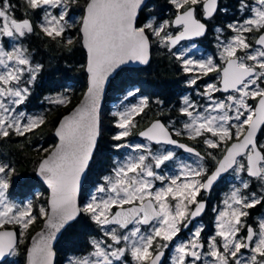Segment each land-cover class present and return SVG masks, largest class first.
I'll use <instances>...</instances> for the list:
<instances>
[{"label":"snow or ice","instance_id":"1","mask_svg":"<svg viewBox=\"0 0 264 264\" xmlns=\"http://www.w3.org/2000/svg\"><path fill=\"white\" fill-rule=\"evenodd\" d=\"M168 3L173 8L168 18L153 14L141 19L147 7L145 0H87L77 26L70 11L79 0H23L22 9L13 0H0V139L12 135L27 139V134L35 135L46 121L44 115L17 111L31 95L29 85L44 68L33 61L21 43L23 39L40 34L51 40L59 38L70 52L75 39L66 33L76 29L86 50L82 67L88 74L82 103L64 116L56 129L59 143L51 151L37 149L46 153L38 161L36 172L50 189L49 208L31 201H11L8 190L17 169L10 161L0 160V261L19 254L18 245L24 240L18 236L24 237L42 217L47 231L32 238L27 262L53 264L51 242L57 233L86 215L101 229L104 239L92 238V250L69 258L68 264H163L170 248L174 250L171 264H264V217L258 218L257 228L245 219L249 210L264 206V0H238L237 11L243 19L215 29L222 63L211 56L194 58L195 43L177 48L182 41L204 37L217 14L228 13L221 0ZM18 9L22 11L19 18ZM53 10L59 11L54 14ZM37 11L42 16L34 23L28 17ZM246 12L251 15L245 16ZM225 32L231 35L225 36ZM6 38L14 42L10 48L5 46ZM153 45L166 48L184 73H198L189 85H196L210 73H217L218 80L207 83L198 93L206 99L204 105L198 106L188 96L183 98L179 111L187 119L180 128L170 131L157 119L139 132L148 144H115V148H128L137 155L116 161L81 206L82 183L87 185L90 162L101 136L99 107L105 83L130 62L147 65ZM139 92V88L129 90L121 103ZM219 92L228 95L218 99L213 94ZM49 102L66 105L70 98L60 94ZM148 107V98L141 97L139 103L113 112L120 131L112 139L119 142L129 137L138 126L134 118ZM184 135L200 140L205 153L173 138ZM153 144L159 146L155 151ZM165 145L196 159L180 160L176 151ZM170 163L177 169L174 174L157 171ZM229 172L238 185L226 194L223 209H212L216 212V232L208 238L207 250L201 240L203 225L195 227L189 239L176 243L181 228H189L205 212L207 200L198 199L201 192L210 193ZM253 181L259 183L257 191H249Z\"/></svg>","mask_w":264,"mask_h":264},{"label":"flooded vegetation","instance_id":"2","mask_svg":"<svg viewBox=\"0 0 264 264\" xmlns=\"http://www.w3.org/2000/svg\"><path fill=\"white\" fill-rule=\"evenodd\" d=\"M251 3L252 0H249ZM17 3L20 6V9L23 8V0H17ZM150 2L148 3L147 7L143 10L145 11ZM221 6L227 7L229 9L228 13H218L215 20H213L210 25L208 32L204 37L195 38L194 41H182L181 45H177V48H181L187 44L195 43L197 50L199 53H196L197 58L201 57H213L217 63H222L219 59V49L217 48V33L215 29L217 27H223L229 22H233L234 20L243 19L241 14L237 11L238 6V0H221ZM170 7V8H169ZM167 9H165L159 16V18H168L172 12L173 8L170 5ZM82 8V7H81ZM59 10H53L54 14L58 12ZM142 11V12H143ZM19 14L16 13V16L19 18L22 15V11L18 9ZM141 12V13H142ZM73 13L79 14V19L81 20V17L83 16V11L80 9H73L70 11V17L73 15ZM245 16L251 15V13H245ZM42 16V12L37 11L35 13H29L30 19L33 20V22H37L40 17ZM150 16V14H148ZM157 16V15H156ZM78 19V20H79ZM80 24V23H79ZM79 26V25H78ZM225 36L231 35L228 32H225ZM252 36L258 35V33H252ZM66 36H73L75 39V43L70 47H77L79 46V33L76 31V29L70 30L68 33H66ZM59 40V38H57ZM55 40H51L47 37H44L43 34L37 35H31L27 38L23 39L21 43L27 47L32 54V58L34 62H38L44 65V68L40 72V74L37 77V80L34 82V84L29 85L31 90V95L29 96L28 100L23 104L20 105L17 109V111H23L27 114H33V115H44L46 117L45 124L40 127V129L36 130V134H27V139L25 137H17L15 135H12L8 138L0 139V160L10 161L13 163V165L17 169L16 176L13 177L12 184L8 190V196L9 199L15 203L23 204L24 202L28 203L31 201L34 205H43L46 208H49L48 204V198H49V191L47 187L39 180L36 169L38 167V164L35 162L33 163L32 167H29L30 169L27 170L25 173L21 162L18 157H20V154H23L26 146H31V148L37 149L44 148L43 146H47V148L50 146V150H52L53 147H55L57 143V137L55 135L56 125L53 127L52 135L53 137L49 135L40 134V130H45L47 127V124L49 123L47 120L50 114L54 113V111L61 107H66V105H69L71 103V100H73V95L71 91H75V87L73 83L69 80V78L64 79L63 82L61 77H59L56 73V62L55 59L52 60V58H49L47 56L49 53L46 52L47 49L50 47L49 43H54ZM5 46L10 48L11 45L14 43L13 41L8 40L7 38L4 40ZM83 48V47H82ZM162 52L169 57H172L171 54L168 52L166 48L160 47ZM85 52V62L86 63V51L83 48ZM175 51V49L173 50ZM43 54V55H41ZM41 56V57H40ZM54 58V57H53ZM173 58V57H172ZM175 60V59H174ZM176 62L177 67L179 68L178 75L180 82L177 85L176 89L173 90L174 92L171 93V96L169 94H166L163 97L160 95L159 97H150L151 95L146 94L144 92H139L137 96L141 97H147L149 100V107L144 110L143 113L136 116L134 118V122L138 124V126L133 129L132 134L125 138L124 141H114L112 137L117 134L118 128L115 126L116 122L118 120V117L113 116V114L110 115L108 112L111 110V106L107 105L102 107L101 110V117L104 118V113L107 109V114L105 115L106 118H104L105 124L110 123L111 128V136L109 139H107L108 143H110V146H102L101 145V136L99 140V144L97 147V150L94 154L93 160L90 165L89 173H88V181L87 185H82L81 193H80V204L83 206L84 203L88 202L87 198L89 195V188H91L93 185L96 186L97 184L101 183V177L104 175H107L111 172V169L115 166L116 161H123L129 154L125 152H121L123 148L117 149L114 147L117 143H132V142H138V143H145L148 144L149 141L146 139H142L139 137V132L147 127V125H150L153 121L159 119L161 122L165 123L166 126L170 128V131L173 128H180L182 126V123L187 119L186 117L182 116L180 114V108L183 107L182 104V96L188 92L190 95L193 94V92H189L190 89H192L190 86H187L188 81L192 77V73H184L181 70V66L179 62ZM142 68V67H141ZM86 74V71H85ZM198 74V73H197ZM87 75V74H86ZM196 75V74H195ZM27 79V77H25ZM218 80V74L217 73H210L207 76H203L202 79L197 81V86L201 91H204L205 85L207 83H215ZM61 81V82H60ZM138 88V87H136ZM133 88V89H136ZM132 89V90H133ZM141 91V90H140ZM64 94L65 96L70 98V102L66 105H56L49 102L50 98H55L56 95ZM218 99H223L225 96L228 95V93H214L213 94ZM77 95L75 94V97ZM136 97L130 98L131 101H136ZM197 96H199L197 94ZM196 95L194 94L193 99L196 100ZM139 100V99H138ZM163 101L162 104H157L156 101ZM115 101H118L116 99ZM151 112L147 113L148 117L145 116V112L149 110ZM150 119L149 122L139 128L142 121ZM174 122V123H172ZM139 128V129H138ZM103 125L101 122V131H103ZM39 137L41 139L39 140ZM174 139H177L178 141L182 143H186L189 146L195 147L197 151H200L202 154L205 153L206 149L205 146L200 142V140H189L187 138V135L176 137L173 136ZM159 146L153 144V150L155 151L156 148ZM167 149L174 150L177 153V156L180 160H187L189 162L195 160L196 158L192 156L191 154L185 152L182 149L176 148L172 145H165L164 146ZM49 149V148H48ZM214 152H217L218 150H212ZM44 155V154H43ZM131 155H137V153H132ZM209 167H211V164L209 162ZM177 169L175 166L170 163L167 167L163 168L162 171L165 175H171L174 174V172ZM246 178V177H245ZM159 186V182H157ZM236 184L238 185V181L235 177V175L231 172L225 173L214 185L211 189L210 193H204L203 191L200 194V198H204L207 200V207L205 209V212L200 216L197 217L195 220L192 221V224L189 225V228H181V232L179 233V236L176 239V243L180 241H186L191 237V233L195 230V227L199 225L204 226V232L202 233L201 240L205 242V251L207 250V240L209 237L215 234L216 227H215V221H216V212H214L212 209L218 208L223 209L224 205L222 203L223 199L226 197V194H228L232 188V186ZM259 187V183L256 181H253L252 188L249 191H257ZM250 215L246 217V221L249 225H251L253 228L258 227L257 220L260 217H264V206H257L254 209L249 210ZM34 214H36L34 212ZM44 218L38 217L37 221L31 225L25 234L24 237H19L18 239H23L24 243H21L18 245V255L15 256H7L4 258V260L0 261V264H28L27 262V250L30 248L32 238L33 236L42 229L44 224ZM89 223V225H87ZM9 228H12V226H9ZM17 231H19L17 229ZM92 238L96 239H104L101 229L95 225L94 222H92L88 216L81 215L77 218V220L73 223H71L61 234L58 240H56V243L54 245V260L53 264H68V260L71 257H78L81 255H87L91 250V246L89 241ZM174 255V250L170 248L169 251L166 252V256L164 259L163 264H171V257ZM210 259V258H209ZM130 260V257H129Z\"/></svg>","mask_w":264,"mask_h":264},{"label":"trees","instance_id":"3","mask_svg":"<svg viewBox=\"0 0 264 264\" xmlns=\"http://www.w3.org/2000/svg\"><path fill=\"white\" fill-rule=\"evenodd\" d=\"M13 2L17 3V0H13ZM86 2L87 0H79V4H81L78 5L77 9L83 11V6L86 4ZM151 5H153V8L150 7ZM169 6L170 4L168 3V0L150 1L148 8L141 13V19L145 16H148V14H155L159 18V16H161L160 14ZM73 9L75 10L74 7ZM16 13L19 14L18 10ZM49 44L50 47L46 51L49 53L47 56L52 58V60L55 59L56 68L57 70L60 69V71H57L56 74L61 77L60 80L63 82L65 81L64 79L69 78L76 90L71 91L73 100H71L69 105L56 109L54 113L47 117V121L49 123L47 124L45 130H40L41 137L42 134L46 136L50 134L49 136L53 137V127L58 124L61 116L71 111V109L81 99L84 91L87 88V75L85 74V70L82 67L85 62V52L81 46L80 39L79 46L77 45V47H71L72 50L70 52L60 43V40L58 39H56L54 43ZM178 71L179 68L177 67L174 58L164 54L160 47L153 45L152 61L148 66L142 68H124L123 71H120L117 76L114 77L108 89L106 90L107 93L104 106L110 105L111 102L118 99L119 96L125 95L129 90H132L136 87L141 90V93L144 92L151 95V98L154 96L159 97L161 95L164 99L166 94L171 96V93L174 92L173 90L176 89L180 82ZM75 94L77 95L76 97ZM149 112H151L150 109L145 112V116L143 117H148L147 113ZM149 120L150 119L148 118V120L142 121L139 128L145 126ZM101 122L104 128V130L101 131V145L110 146L111 144L107 141V139H109L111 136V128H109L110 123L105 124L104 118L102 117ZM41 137H39V140ZM27 147L32 149L29 145ZM32 152L35 153L32 154L26 151L23 152V154H20V157H18L25 173L30 169L29 167H32L34 162L38 164V161L41 159V157L46 155V153H44V155H41L40 158H37L38 152L35 150H32ZM87 225H89V223Z\"/></svg>","mask_w":264,"mask_h":264},{"label":"rangeland","instance_id":"4","mask_svg":"<svg viewBox=\"0 0 264 264\" xmlns=\"http://www.w3.org/2000/svg\"><path fill=\"white\" fill-rule=\"evenodd\" d=\"M81 4V3H80ZM79 4V5H80ZM75 9H77V7L78 6H73ZM82 7V6H81ZM151 8H153V5H151L150 6ZM149 7V8H150ZM79 17V14L78 13H73V15L70 17L71 18V20L73 21V22H75V24L78 26L79 25V23H80V19L78 18ZM79 19V20H78ZM188 45H190V44H187V45H185V46H183V47H187ZM193 53H194V58H196V59H204V58H207V56L206 57H201V58H197L196 57V53H199V51L197 50V47L193 50ZM197 74V73H196ZM195 74H193L192 73V77L191 78H193V76H194ZM187 86H190L192 89H190L189 90V92H193V94L192 95H190L188 92H186L183 96H182V104H183V98L185 97V96H188L192 101H194L198 106H202V105H204L205 103H207V101H206V99L205 98H203V97H201L200 95L199 96H197V94L198 93H200V92H203V91H201L200 89H199V87L197 86V84L196 85H194V86H192V85H189V83L187 84ZM194 94L196 95V97H198V98H196V100H194L193 99V97H194ZM56 96H58V94L56 95ZM55 96V97H56ZM125 95H123V96H119V98H118V101H113V102H111V104H110V106H111V110H109L108 112L110 113V115L111 114H113V112H115V111H117V110H122L123 109V107L125 106V105H131V104H137V103H139V100H140V98H141V96H137V98L135 99L136 101H131L130 102V98H129V100L128 101H124V103L122 104L121 103V101L123 100V97H124ZM139 99V100H138ZM105 111V113H104V118H106L105 117V115H108L107 114V109L106 110H104ZM27 114V113H26ZM28 115H33V114H28ZM116 122V121H115ZM116 124V123H115ZM120 131V129L118 130V132ZM117 132V133H118ZM136 143H138V142H132L131 144H136ZM142 144H145V143H142ZM45 149H48V150H50V146L47 148V146H43ZM39 148V147H38ZM37 148V149H38ZM37 149H34V148H32V149H30L29 147H27L26 146V148H25V150H24V152H30V153H32V154H34L35 152H32V150L34 151H36V152H38V154H37V158H40V156L41 155H43L44 154V152H41V151H37ZM121 152H125V153H128L129 155H131L132 153H135L134 151H132L131 149H128V148H123L122 149V151ZM94 189H95V186L93 185L91 188H89L88 190H89V195H88V200L90 199V193L91 192H93L94 191ZM87 200V201H88ZM23 204H26V202H24ZM46 208V207H45Z\"/></svg>","mask_w":264,"mask_h":264},{"label":"water","instance_id":"5","mask_svg":"<svg viewBox=\"0 0 264 264\" xmlns=\"http://www.w3.org/2000/svg\"><path fill=\"white\" fill-rule=\"evenodd\" d=\"M150 1H153V0H145V3H146V5H148V3L150 2ZM146 8V7H145ZM144 8V9H145ZM143 9V10H144ZM86 51V50H85ZM151 61H152V53H151V58H150V61H149V63L147 64V65H144V64H139V63H136V62H130L129 64H127V65H124V66H122L123 67V69L124 68H141V67H146V66H148L150 63H151ZM86 64V63H85ZM120 72V71H119ZM118 72V73H119ZM86 74H87V72H86ZM117 76V74H113V76H111V77H109V80L105 83V86H104V91H103V95H102V97H101V100H100V107H99V111H100V115H101V110H102V107H103V105H104V102H105V98H106V93H107V89H108V87H109V85H110V83H111V81L114 79V77H116ZM87 88H88V74H87ZM87 88H86V90L84 91V93H83V96L81 97V99L76 103V105L71 109V111H69L68 113H66V114H64L63 116H61V118H60V120H59V122H58V124H57V126H56V129H57V127H59V123H60V121H62L63 120V117L64 116H66V115H70L71 114V112L72 111H74L75 110V108L76 107H79L80 106V104L82 103V101H83V99H84V96H85V94H86V92H87ZM100 118H101V116H100ZM154 122V121H153ZM148 126H150V125H147V127ZM147 127H145L144 129H142L141 131H143V130H145ZM56 129H54L55 130V132H56ZM57 137V136H56ZM140 138H142V139H145V138H143V137H141V136H139ZM99 140H100V137H99V139H98V142H97V147H98V144H99ZM59 143V138L57 137V143H56V145ZM55 145V146H56ZM54 148V147H53ZM52 148V149H53ZM96 150H97V148H96ZM96 150L94 151V153H93V157H94V154H95V152H96ZM92 162V161H91ZM91 162H90V165H91ZM38 168V167H37ZM38 175V174H37ZM38 178H39V180H41V182L47 187V189H48V191H49V198H50V194H51V192H50V189L48 188V186H47V184L46 183H44V181L38 176ZM82 185H83V183H82ZM82 188V187H81ZM80 197V196H79ZM49 198H48V200H49ZM79 199V198H78ZM79 202H80V200H79ZM49 214H50V211H49ZM77 220V219H76ZM75 220V221H76ZM75 221H73V222H75ZM73 222H71V223H73ZM70 223V224H71ZM44 225H45V221H44V224H43V227H42V229H40V231L38 230V232H46L47 230L45 229V227H44ZM68 227V226H67ZM66 227V228H67ZM65 228V229H66ZM65 229H63V230H61V232L60 233H57V236H56V239L54 240V241H52L51 242V247H52V251L54 252V245H55V243H56V240H58L59 239V237L61 236V234L63 233V231L65 230ZM37 232V233H38ZM37 233L33 236V237H36L37 236ZM37 239H39V238H37ZM31 242V245H30V248L32 247V244H33V240L32 241H30ZM29 248V249H30ZM55 255V254H54ZM53 260H54V256H53Z\"/></svg>","mask_w":264,"mask_h":264}]
</instances>
